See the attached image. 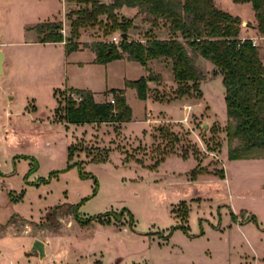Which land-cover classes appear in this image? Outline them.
<instances>
[{
    "label": "rangeland",
    "instance_id": "obj_1",
    "mask_svg": "<svg viewBox=\"0 0 264 264\" xmlns=\"http://www.w3.org/2000/svg\"><path fill=\"white\" fill-rule=\"evenodd\" d=\"M213 2L239 17L240 36L255 41L264 63L251 4ZM78 7L0 0L1 40L37 38L32 27L46 21H60L67 38V13ZM127 9L123 14L132 15ZM132 19L127 38L144 41L149 24ZM102 32L80 28L79 39L121 41L118 31ZM154 33L168 35L162 24ZM20 45L3 46L7 67L0 75V264H264V159L228 158L224 87L210 61H196L205 74L200 98L195 91L176 97L169 64H152L162 80L148 86L145 100L125 86L146 74L136 61L70 65L69 79L93 90L96 101L125 89L133 118L123 127L71 124L58 116L67 100L81 97L65 86L60 52ZM80 45L69 62L92 57ZM148 115L158 121L147 123ZM198 175L217 180L202 190L188 186ZM33 238L48 240L44 257L31 250Z\"/></svg>",
    "mask_w": 264,
    "mask_h": 264
},
{
    "label": "trees",
    "instance_id": "obj_2",
    "mask_svg": "<svg viewBox=\"0 0 264 264\" xmlns=\"http://www.w3.org/2000/svg\"><path fill=\"white\" fill-rule=\"evenodd\" d=\"M67 1L79 5L67 13L69 36L64 38L61 34L60 21H46L32 27L39 42L66 41L65 51L69 53L79 48L80 28L99 26L104 36L116 31L126 34L118 44L99 40L82 46L94 51L95 63L105 64L124 57L138 62L146 74L135 80H125V86L135 89L141 100L147 97L148 82L162 80L161 73L154 72L152 64L163 62L170 66L172 79L177 85L176 97L191 95L195 91V97L200 98L199 83L205 79V74L196 61L200 57L210 61L221 74L224 87L228 158L264 159V63L252 39L240 36L238 16L219 9L213 0ZM232 1L251 4L256 29L264 36V0ZM123 6L134 8L136 16L149 24L144 41L127 38L128 30L134 25L132 18L119 14L118 10ZM160 24L167 30L166 39H158L154 33ZM69 89L81 99L66 101L62 115L58 116L66 123H120L132 119V109L126 102L123 89L113 92V103L95 101L88 89ZM58 112L59 107H56V115ZM72 155L73 147L69 148L68 157ZM195 170L196 167L191 171L192 178ZM220 177H223L222 171ZM73 207L74 215H77V207ZM186 216L187 212L183 215L185 220ZM175 228L185 227L179 225Z\"/></svg>",
    "mask_w": 264,
    "mask_h": 264
},
{
    "label": "crops",
    "instance_id": "obj_3",
    "mask_svg": "<svg viewBox=\"0 0 264 264\" xmlns=\"http://www.w3.org/2000/svg\"><path fill=\"white\" fill-rule=\"evenodd\" d=\"M102 1H105L107 2L108 0H102ZM64 2V5H65V0H63ZM126 6H123L122 8H120L118 10L119 13H121L123 16H125L123 14V8H125ZM126 8H129V7H126ZM127 10H130V12H132L130 16H125V17H129V18H133L134 14H135V9L134 8H130V9H127ZM27 28H30V27H27ZM127 35H129V32L127 33ZM168 36V35H167ZM158 39H166L167 37H157ZM141 40V39H140ZM65 42L66 41H62V42H39L37 38H29L23 42H3L1 40V34H0V50L3 52L4 54V59H3V62H2V73L1 75L4 73L5 71V68L7 67V62H6V52L3 48V46L7 45L9 47H15V46H18L19 44H22L20 46H26L27 48H30L29 50L27 49L26 51H59L61 56H60V60H61V66H62V70L64 71V76H65V80H66V84L65 86L69 89V88H73V89H88L90 91H92L93 93V97L95 99V93L93 90H91L89 87L88 88H84V87H81L79 84H76L75 82L71 81L69 79V76H67V71H68V67L70 65H72L73 67L75 65H78V66H82V64H100V63H95L94 62V59H95V53H92V57L89 58L87 61L85 62H82L80 60H73L71 62H69V59L72 57V55L69 53H67L65 51ZM78 42L80 44H84V43H87V44H90L92 41H85V40H81L79 39ZM18 44V45H16ZM82 45H80L81 47ZM85 48V47H83ZM88 49V48H87ZM90 49V48H89ZM9 51H13V49H9ZM92 51V50H91ZM57 53V52H56ZM122 59H126L128 60L126 57L124 58H121ZM106 64V63H105ZM104 64V65H105ZM101 65V64H100ZM75 68V67H74ZM74 68L72 70H74ZM138 79V78H137ZM126 80H130V79H126ZM68 83V84H67ZM153 82H148V86L150 87L151 84ZM59 90L56 89L55 91ZM55 91H54V94H55ZM124 92H125V89H124ZM126 98V97H125ZM148 98V97H147ZM146 98V99H147ZM96 101V100H95ZM103 100L101 101H97V102H102ZM127 102V100H126ZM166 102V101H165ZM129 105V104H128ZM184 109H186V105L184 104L183 105ZM191 109V106H189V110ZM133 119V118H132ZM132 119L130 121H132ZM146 122L147 123H151L153 121H158L157 119H152L150 118V116H146ZM130 121H127V122H120V126L123 127L124 123H128ZM103 123H108V122H103ZM214 180H217L215 177L211 176V175H198L197 178L195 180H189V183H187L188 186H193V187H198L200 190L204 189V188H207L208 187V184L210 182H214ZM224 180L227 182V178H224ZM35 239V238H33ZM40 239L41 241H43L44 243V248H45V245H46V242L48 240H43L41 238H38ZM46 255V254H45ZM44 255V256H45Z\"/></svg>",
    "mask_w": 264,
    "mask_h": 264
},
{
    "label": "water",
    "instance_id": "obj_4",
    "mask_svg": "<svg viewBox=\"0 0 264 264\" xmlns=\"http://www.w3.org/2000/svg\"><path fill=\"white\" fill-rule=\"evenodd\" d=\"M120 36H121V38H124V37H126V34H121ZM3 59H4V54L0 50V75L2 73V62H3ZM31 250L32 251H36L40 258L44 257L45 250H44L43 241H41L40 239H34L33 242H32Z\"/></svg>",
    "mask_w": 264,
    "mask_h": 264
},
{
    "label": "built area",
    "instance_id": "obj_5",
    "mask_svg": "<svg viewBox=\"0 0 264 264\" xmlns=\"http://www.w3.org/2000/svg\"><path fill=\"white\" fill-rule=\"evenodd\" d=\"M113 41H116V37H113ZM253 43L255 44V41H253ZM109 101H110L111 103H113V99H112V98L109 99Z\"/></svg>",
    "mask_w": 264,
    "mask_h": 264
}]
</instances>
